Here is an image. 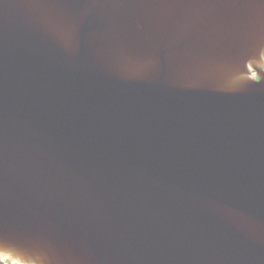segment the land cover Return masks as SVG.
<instances>
[{
  "label": "water",
  "instance_id": "95a60500",
  "mask_svg": "<svg viewBox=\"0 0 264 264\" xmlns=\"http://www.w3.org/2000/svg\"><path fill=\"white\" fill-rule=\"evenodd\" d=\"M0 262L264 264V0H0Z\"/></svg>",
  "mask_w": 264,
  "mask_h": 264
},
{
  "label": "trees",
  "instance_id": "16d2710c",
  "mask_svg": "<svg viewBox=\"0 0 264 264\" xmlns=\"http://www.w3.org/2000/svg\"><path fill=\"white\" fill-rule=\"evenodd\" d=\"M0 264H4V263H1V262H0Z\"/></svg>",
  "mask_w": 264,
  "mask_h": 264
}]
</instances>
